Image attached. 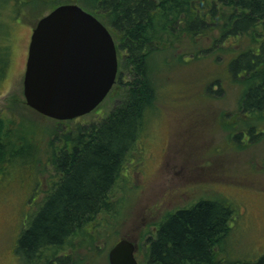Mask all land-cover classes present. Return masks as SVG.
<instances>
[{"label":"trees","instance_id":"16d2710c","mask_svg":"<svg viewBox=\"0 0 264 264\" xmlns=\"http://www.w3.org/2000/svg\"><path fill=\"white\" fill-rule=\"evenodd\" d=\"M63 3L80 5L111 32L118 60L112 91L119 99L100 120L68 132L59 128V137L48 141L46 159L55 177L48 180L38 208L20 228L16 264H89V253L98 252L100 235L90 241L84 230L100 213L111 211L121 170L132 162L130 155L147 116L157 109L158 81L171 69L168 58L182 66L210 52H215L214 61L230 54L225 68L210 82L218 86L226 79L240 87L235 114L222 125L237 148L264 139V0ZM242 37L247 39L242 42ZM155 57L161 59L157 67L152 63ZM221 90L212 89L216 94ZM232 118L243 122L233 134ZM10 128L0 117V174L22 148H36L20 133L10 141ZM233 214L229 203L204 197L168 212L153 224V234L144 236L145 264H264V253L256 260L218 256ZM76 237L81 239L77 245ZM80 243L87 252L75 253Z\"/></svg>","mask_w":264,"mask_h":264},{"label":"rangeland","instance_id":"374dc122","mask_svg":"<svg viewBox=\"0 0 264 264\" xmlns=\"http://www.w3.org/2000/svg\"><path fill=\"white\" fill-rule=\"evenodd\" d=\"M64 1L0 0V51H7L6 59L0 52V117L11 127L10 141L20 133L36 147L22 148L0 174V264H16L14 246L20 228L38 208L48 180L55 177L46 159L48 141L59 137V128L68 132L100 120L119 99L111 88L93 110L62 121L25 104L22 81L29 32L55 3ZM214 54L182 66L168 58L171 69L158 81L157 109L147 116V126L130 155L132 162L121 170L111 211L100 213L84 230L85 239L101 237L98 252L89 253V264H108L109 248L123 236L136 244L138 264H145L144 236L153 234V224L201 197L227 202L234 211L218 256L256 260L264 253V139L237 148L228 138L230 130L222 123L235 114L240 87L226 79L218 86L210 83L230 56L214 61ZM159 61L153 58L154 67ZM218 87L221 92L213 93ZM231 123L233 134L243 122L232 118ZM80 240L76 237L73 242L77 245ZM83 245L75 253L87 252Z\"/></svg>","mask_w":264,"mask_h":264},{"label":"water","instance_id":"95a60500","mask_svg":"<svg viewBox=\"0 0 264 264\" xmlns=\"http://www.w3.org/2000/svg\"><path fill=\"white\" fill-rule=\"evenodd\" d=\"M116 45L109 29L76 3H61L32 28L23 73L25 104L44 116L68 120L93 110L117 73ZM133 241L120 237L108 264H138Z\"/></svg>","mask_w":264,"mask_h":264},{"label":"flooded vegetation","instance_id":"af4514ba","mask_svg":"<svg viewBox=\"0 0 264 264\" xmlns=\"http://www.w3.org/2000/svg\"><path fill=\"white\" fill-rule=\"evenodd\" d=\"M33 28V27H32ZM31 31H32V29H31ZM30 34H31V32H29V37H28V43H29V39H30ZM28 43H27V48H26V51H25V58H24V69H25V62H26V57H27V49H28ZM6 53H7V51H6V48H4L3 49V52H2V58L3 59H6ZM3 68H4V65H3ZM24 73V72H23ZM186 193H187V191H185ZM185 207V206H184ZM183 208V207H182ZM136 246V245H135ZM135 250H136V247H135ZM134 255H135V251H134Z\"/></svg>","mask_w":264,"mask_h":264}]
</instances>
